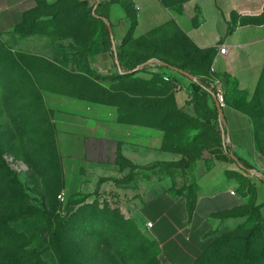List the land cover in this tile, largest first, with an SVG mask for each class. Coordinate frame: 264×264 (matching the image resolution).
<instances>
[{
    "label": "rangeland",
    "instance_id": "374dc122",
    "mask_svg": "<svg viewBox=\"0 0 264 264\" xmlns=\"http://www.w3.org/2000/svg\"><path fill=\"white\" fill-rule=\"evenodd\" d=\"M162 1L170 9L181 10L189 0ZM78 2L59 0L55 5H48L41 0L14 32L0 35V221L3 222H0V229L6 228L5 221L21 216L22 212L27 214L28 221L43 219L44 225L50 224L46 213L51 209V218L58 214L80 213L82 218L89 217L90 226L84 225L86 219L68 230L77 241L78 249L89 254V264H122L114 248L87 233L101 232L100 228L110 219L103 216H111L108 211L115 210L113 219L121 226L133 227L139 223L142 231L158 242L156 222L142 219L137 207L127 205L129 197L126 200L121 196V190L116 189L119 187L114 183L95 194H71L65 204L59 201L58 195L65 181L51 91L64 89L65 95L110 105L120 119L158 129L160 148L168 152L167 156L174 162H179L165 166L158 175L160 178L171 176L179 186L176 189L179 194H186L184 190L190 187L187 185V162L200 159L205 151L216 147L215 137L222 133L213 109L195 111L192 95L182 104L177 101L174 81L165 83L160 76L149 72L120 77L121 71L114 74L93 71L88 48L102 33V21L92 17L89 6ZM242 7L252 11L262 9L260 18L264 19V0H249ZM104 22L110 23L105 19ZM163 34L174 39L176 46L173 51H163L162 58L170 64L184 66L188 72L205 73L201 63L204 53L193 46L182 30L177 27L165 30ZM149 39L157 40V36ZM169 71L166 74L181 76L174 68ZM207 100L213 108L210 97ZM257 145L264 151V140L260 135ZM71 152L72 149H65V164L71 161L68 157ZM126 164L127 160L123 159L121 165H129ZM149 174L144 171L145 181L151 179L147 177ZM68 177L72 178L70 170ZM233 177L239 183V203L201 220L202 237L190 235L188 245L187 229L182 238L177 233L162 240L165 248L161 247L165 251L159 247V253L163 264L187 261L193 264L196 260L195 264H264L262 233L252 241L254 253L244 251L246 239L258 224L257 180L241 166ZM152 191L165 194L167 189ZM150 197L145 195V200ZM150 206L145 204L143 208ZM29 208H35L37 212L30 214ZM85 208L90 210L88 215ZM149 222L153 225L149 226ZM228 233H232L230 237ZM38 249L42 264H54V254L50 250L41 245ZM36 260L34 257L32 262Z\"/></svg>",
    "mask_w": 264,
    "mask_h": 264
},
{
    "label": "crops",
    "instance_id": "0c3cea01",
    "mask_svg": "<svg viewBox=\"0 0 264 264\" xmlns=\"http://www.w3.org/2000/svg\"><path fill=\"white\" fill-rule=\"evenodd\" d=\"M87 1L97 5L100 0ZM247 1L189 0L181 10H173L162 0H118L109 10L117 50L132 28L130 12L137 15V24L126 45L130 51L137 46L143 48L142 44L155 35L159 45L174 46V39L163 32L177 27L197 48L215 50L211 70L221 76L225 84L227 106L223 115L227 142L223 133L221 145L205 151L203 157L187 167L190 187L184 192H195L197 196L193 212L189 211L187 195L176 191L179 186L173 178L158 175L166 166L162 162H174L167 156L168 152L160 148L158 129L124 121L110 105L89 103L63 94L64 89H57L51 91L50 101L55 112L65 181L63 189L67 196L95 194L114 183L119 187L116 189L121 190V196L126 200L129 197L128 206L137 207L142 219L156 222L160 237L157 243L162 252L165 251L162 240L177 233L182 238L186 229L188 245L190 235L202 237L201 220L239 203V183L233 177L239 172V165L227 153L230 149L255 167L250 173L257 180L256 200L264 222V151L257 145L259 135L264 140V19L260 18L262 9L252 11L242 7ZM37 5L38 0H0V35L14 32L26 12ZM221 46L226 48L225 53L219 51ZM88 60L91 69L99 74H114L121 69L117 58L105 50L102 33L91 41ZM167 75L179 85L176 97L182 104L193 93V80L182 74ZM210 101L216 105L214 98ZM65 149H72L68 154L71 161L66 164ZM123 159L128 166L121 165ZM148 166L152 167L145 168ZM144 171L150 173L147 177L151 179L145 181ZM163 188L167 189L165 194L152 191ZM145 195L152 197L145 200ZM145 204L151 206L144 209ZM178 264H188V261Z\"/></svg>",
    "mask_w": 264,
    "mask_h": 264
},
{
    "label": "trees",
    "instance_id": "16d2710c",
    "mask_svg": "<svg viewBox=\"0 0 264 264\" xmlns=\"http://www.w3.org/2000/svg\"><path fill=\"white\" fill-rule=\"evenodd\" d=\"M40 1L41 0H38V5L32 10L36 9L39 6ZM44 1L48 5H55L57 2H59V0H56L52 3L48 2L47 0ZM116 1L118 0H100L97 5L96 3L90 5L87 0H79L78 3L89 6L90 10H92L93 13L92 17L95 19L99 18L102 21L101 30L103 34V43L105 45V50L110 51L111 54L117 58L119 65L123 70V72H119L118 75H120V77H125L128 75L136 74L138 72H149L151 74L160 76L165 81V83L173 82V80L165 79V76L167 75L166 71L170 68L185 70V67L182 65L178 66L168 63L164 58L161 57L160 54H162L165 50L173 51L176 45L162 46L159 45L156 40L147 39V41L142 44L143 48L141 49L138 48V46L137 49L133 51H130L128 48H126L131 32L134 26L137 24L136 13L130 12L132 28L129 31V34L124 37L123 46L118 50L115 49L112 25L111 27H109L107 24H105L104 19L110 21L109 10L111 8V5ZM32 10L26 12L24 20L21 24H19V26H21L25 22L27 14L31 13ZM191 43L193 44V42ZM193 46L197 50H200L204 53V56L201 59V63L205 67V73L198 74L193 71L190 72L197 77L195 81H192V103L194 105L195 111L197 110L198 112L213 109L216 117V123L219 126L221 133L223 134L224 129L220 126L218 108L216 105H213V108H211L208 105L207 100V98L209 97L213 98L214 89L212 88V78L213 76H219L211 70L215 50L212 48L201 50L194 44ZM151 60H158L162 63L161 65H158V70L154 71L150 69L148 65H145L143 68L135 72H130L131 70H134L135 68L146 64ZM173 84L174 88H176L175 82ZM222 134H218L215 137L216 146L222 144ZM227 153L229 154L231 160L238 165L240 163L241 165L239 166H241L243 169L255 170V167L249 161L236 153H232L230 149H227ZM178 163L179 162H162L161 164L171 166ZM189 165L190 162H187L186 166L188 167ZM150 167L152 166H148L145 168ZM186 195L188 199L189 211L193 212V210L195 209L197 196L195 192H189ZM69 197L70 195L67 196L66 203L68 202ZM85 209V213L88 215V212H90V210H88V208ZM34 210L35 208H29L27 209V212L30 214L37 212L36 210ZM114 211L115 210L108 211V214L111 216H103L110 217V219L107 220L105 226H102L100 228L101 232L95 234V231H91L87 233V235L105 245H108L111 248H114L117 251L122 264H163L160 259L158 243L148 237L142 231L139 223H136L135 225H133V227L128 224L121 226L120 223L116 221V219H113V215L115 213ZM52 212L53 210L51 209L50 212L46 213V220L49 221V225H44V223H42L43 219H41L40 221L38 220L30 222L28 221L27 214L25 215L23 214V212L20 213L21 216L13 217V219L8 222L5 221L6 228L0 229V264H42L38 249L40 245L41 247L44 246V249L50 250L54 254V264H89V254L81 250L80 248L78 249L79 245L77 241H75V239L69 234L68 230L75 223L86 221V219L87 221L84 223V225L86 226V228H88L91 224L89 221V217L85 216L82 218L80 213H75L71 215L68 214V216H61L60 214H58L54 218H51L50 215L52 214ZM256 217L258 218V224L252 231V234L246 239L247 244L244 250L246 254H253L254 243L252 241L257 238L260 233H262L264 236V222L260 211V205L257 206ZM0 222L3 223L2 220ZM131 228H134V230H130ZM231 234L232 233H228L227 236L230 237ZM34 257L37 258L36 262H32ZM196 261H194L193 264H195Z\"/></svg>",
    "mask_w": 264,
    "mask_h": 264
},
{
    "label": "built area",
    "instance_id": "2783aa9c",
    "mask_svg": "<svg viewBox=\"0 0 264 264\" xmlns=\"http://www.w3.org/2000/svg\"><path fill=\"white\" fill-rule=\"evenodd\" d=\"M219 51L221 53H225L226 52V48L224 46H221L219 48ZM161 64L162 63L160 61H158V60H151V61L147 62L146 64H143V65L139 66V69L143 68L145 65H148L150 67V69L156 71V70H158V65H161ZM120 71L123 72L122 69H120ZM165 79L166 80H173V78L170 77L169 75H166L165 76ZM212 80H213L212 88L214 89V91H213V98L219 104L220 108L223 111V109L227 106L226 89H225V84H224L223 78H221L219 76H213ZM175 84H176V88L178 89L179 88V85L176 82H175ZM224 121L225 120H224L223 112L222 113H219V122H220V126L223 129L225 128ZM224 133L226 135L225 129H224ZM226 142H227V135H226ZM58 198L60 199V201L63 204H65L66 201H67V193H66V191L65 190H62L59 193ZM148 224H149V226H152L153 225L152 222H149Z\"/></svg>",
    "mask_w": 264,
    "mask_h": 264
},
{
    "label": "water",
    "instance_id": "95a60500",
    "mask_svg": "<svg viewBox=\"0 0 264 264\" xmlns=\"http://www.w3.org/2000/svg\"><path fill=\"white\" fill-rule=\"evenodd\" d=\"M106 20V19H105ZM108 26L109 27H111V24L110 23H108ZM115 49H116V47H115ZM139 69V67H137V68H135L134 70H131L130 72H135V71H137ZM177 72H179V73H181V74H184V75H186V76H188L189 78H191L193 81H195L196 79H197V77L195 76V75H193L192 73H190V72H188V71H185V70H182V69H178V68H174ZM216 105H217V108H218V110H219V113H222L223 111H222V109L220 108V106H219V104L216 102ZM239 165H241L240 163H239ZM247 171H249V172H252L253 170H251V169H247Z\"/></svg>",
    "mask_w": 264,
    "mask_h": 264
}]
</instances>
